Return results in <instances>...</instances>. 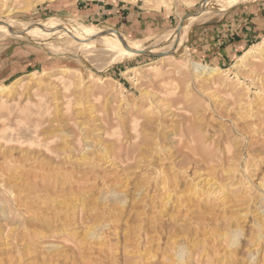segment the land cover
Masks as SVG:
<instances>
[{
  "label": "rangeland",
  "instance_id": "obj_1",
  "mask_svg": "<svg viewBox=\"0 0 264 264\" xmlns=\"http://www.w3.org/2000/svg\"><path fill=\"white\" fill-rule=\"evenodd\" d=\"M203 1L0 0V26L63 19L157 49L110 67L67 37L0 31V264H264V0L155 43Z\"/></svg>",
  "mask_w": 264,
  "mask_h": 264
},
{
  "label": "bare ground",
  "instance_id": "obj_2",
  "mask_svg": "<svg viewBox=\"0 0 264 264\" xmlns=\"http://www.w3.org/2000/svg\"><path fill=\"white\" fill-rule=\"evenodd\" d=\"M169 1H173L174 2V0H165V2L168 3V4H169ZM257 1H261V0H205V1L201 2L197 13H195L191 17L190 20H188L187 22L186 21H182L181 22L180 28H178L174 32V34H172V35L171 34H167V35L161 36L159 38L160 40H158L155 43H157L158 46H161V48L167 47L168 50H170L172 47H176V45H178V46L184 45L185 40L189 37L191 26L195 23V21H196V19L198 17L200 18L203 14H208L209 12H211V5L215 6V8L217 10L219 9L220 11L224 12V11H227L231 7H235L237 5L246 4V3H249V2H257ZM48 21L49 22L44 23V24H38V23H34V22H32L33 24H31V23L24 24V23L17 22L16 25H18V27H19L18 29H14L13 26H11L10 24H9L10 27L6 26V25H1L0 26V31L8 32L12 36L17 37V38H22V39L35 37V36L43 37L44 40H45V38L46 39H51V38L53 39V37H55V39H57V38H61V37H67V38H70L71 41L74 42V44L76 43V46H78V47H80L82 49H87V50L89 49L90 51H91V49H93L94 52L96 50L99 53L109 55L110 58L108 57L109 58V63L107 62V65L110 66V67L112 65H116L118 63L124 62L125 60L134 59V58L138 57L142 53L153 54L157 50V49L156 50L152 49V50L148 51L147 48L142 46V44L140 43L141 41H139V40L130 41V40L126 39L124 36H122V35H120L118 33H115V32L113 34L109 35V34L105 33L102 30L89 27V26H87L85 24L78 23L76 21H67V20H63V19L48 20ZM0 24H1V22H0ZM0 34L5 35L3 33H0ZM5 36H3V37H5ZM40 41H42V38H41ZM46 45H47V43H46ZM262 45H264V43ZM154 46H156V44H154ZM48 48H49V46H48ZM167 49H166V51H163V52H165V53L168 52ZM50 52H52V53L54 52V51H52V47L50 49ZM59 54H60V52H59ZM106 55H105V57H106ZM248 55H250V54H246V56L242 58V61L245 60L248 57ZM192 64H193V66L189 70L190 74L188 73L189 77L198 78L199 75H200V77L201 76L205 77L206 79L204 81H207V82H209V81L213 80V78H215L214 73L217 72L218 70L212 69V68H208L207 66H204V65L199 64V63H192ZM238 67L241 68V66H239V65H238ZM148 70H152V67H149ZM197 72H200V74L198 75ZM155 76L157 77L158 75H155ZM208 76H211V77H208ZM199 79H203V78H199ZM37 82L38 81H36L35 84ZM4 87L0 89V95H3L6 92V89H8V86H4ZM244 96H246V95H244ZM177 99H178V97H177ZM244 99L246 100L245 97H244ZM257 99H259V98H257ZM260 99H261L262 103L261 102H259V103L264 105V103H263L264 102V97L262 96V98H260ZM179 102H180V100H179ZM243 102H245V101H243ZM249 103L250 102H247V104H249ZM249 105L251 106V103ZM243 108L245 109L246 107H243ZM251 108L253 110L252 106H251ZM246 109H245V111L247 112ZM250 109H249V111H250ZM249 111H248V113H249ZM241 114H243V113H241ZM243 115L245 116V114H243ZM248 115H250V114H248ZM145 136H140V138L143 137L142 138V140H143ZM227 139L228 138H226V140ZM133 140H134V138H133ZM139 140H141V139H139ZM141 141H140L139 145L135 144V146L133 144L134 142L130 143L129 141H127V143L129 142V145L127 147L125 146L124 148H126L128 150V152L129 151L133 152V151H135L136 149H139V148L141 149L142 147H144L146 145L145 144L146 140L145 141L143 140L142 143H141ZM228 141H226L227 144L231 143L230 141L228 143ZM121 143L122 142H120L119 145H117L118 144L117 141H116V143H114L116 145L115 148H118L119 151H120V149L123 148L120 145ZM125 144H126V142H125ZM148 144H147V146H148ZM147 146H145V147H147ZM213 148H212L213 151L212 150L210 151L211 152L210 154L212 156H214V154L216 155V152L214 150L215 148L214 149ZM126 149H123V150L126 151ZM135 152H139V151L136 150ZM228 153H229L228 156L226 154V159H225L226 163H230V165L232 167L236 166V162L239 161L238 154H235L233 151L231 152L230 150L228 151ZM126 155H128V153ZM212 156L210 158H212ZM214 158L216 159L217 157L214 156ZM245 170H247V168ZM231 171H235V170H231ZM231 180L232 181L229 182L230 183L229 188H225L222 185H218L217 186V190H219V192L222 190V195L219 198V200H221L223 202L226 199H228L230 192L233 191L234 188H235L234 186L240 184V181H239V179H237L235 174H233ZM257 186L260 188L261 185L257 184ZM214 191H215V189H212V191L210 193H206L208 195V196L207 195L205 196V200L206 201H209L210 200L209 198L216 197L215 195L218 194V193H215L213 195ZM242 192L244 194H248L247 190L242 189ZM200 198H201V196L199 197V199Z\"/></svg>",
  "mask_w": 264,
  "mask_h": 264
},
{
  "label": "crops",
  "instance_id": "obj_3",
  "mask_svg": "<svg viewBox=\"0 0 264 264\" xmlns=\"http://www.w3.org/2000/svg\"><path fill=\"white\" fill-rule=\"evenodd\" d=\"M87 11H89V10H87ZM249 13V12H248ZM252 20H251V23L255 26V27H261L262 26V24H260L261 23V21L262 22H264V19L263 18H261V17H258L257 15H256V12L255 13H253L252 14ZM256 16V17H255ZM255 17V18H254ZM255 31V30H254ZM194 39H196V37L194 36L193 37V39L191 40V41H193ZM199 46V45H198Z\"/></svg>",
  "mask_w": 264,
  "mask_h": 264
}]
</instances>
